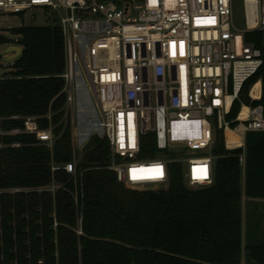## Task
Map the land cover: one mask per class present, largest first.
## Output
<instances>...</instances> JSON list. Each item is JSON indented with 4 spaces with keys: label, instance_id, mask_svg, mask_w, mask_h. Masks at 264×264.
<instances>
[{
    "label": "trees",
    "instance_id": "obj_1",
    "mask_svg": "<svg viewBox=\"0 0 264 264\" xmlns=\"http://www.w3.org/2000/svg\"><path fill=\"white\" fill-rule=\"evenodd\" d=\"M10 30L23 50L0 76V264H240V180L243 173L247 197L264 198V129L246 131L243 147L235 148H226L216 130L212 182L198 189L185 186L178 161L169 163L165 189H125L107 167L106 141L96 136L76 164L75 178L61 167L51 170L73 158L70 125L61 121L62 30L56 22ZM244 38L262 48V30L246 31ZM7 41L0 33V44ZM257 80L262 95L251 100L248 89ZM242 103L264 111V63L245 81L228 118ZM48 112L52 149L34 135L7 132L21 129V117L29 115L45 128ZM146 147L143 156H156L152 141ZM52 181L60 184L54 193L36 190ZM245 249L254 264H264V242Z\"/></svg>",
    "mask_w": 264,
    "mask_h": 264
},
{
    "label": "built area",
    "instance_id": "obj_2",
    "mask_svg": "<svg viewBox=\"0 0 264 264\" xmlns=\"http://www.w3.org/2000/svg\"><path fill=\"white\" fill-rule=\"evenodd\" d=\"M233 1L0 0V15L33 18L39 11L60 26L65 57L59 75L65 95L61 121L73 125L72 154L98 136L108 145L107 167L121 183L163 188L169 163L178 161L185 186L199 188L212 182L216 130L225 142L226 132L241 125V142L246 131L264 129L259 104L242 103L228 118L245 81L264 63V41L259 48L244 38L253 29L264 34V0H241L242 28L234 23ZM257 81L255 95V82L248 89L251 100L262 95ZM243 109L245 117L239 118ZM45 117L51 120L50 113ZM21 118L23 127L7 132L34 135L52 149L54 126L49 122L41 128L37 116ZM151 141L156 156H143ZM60 167L76 177L74 160L51 170ZM59 186L52 181L36 190Z\"/></svg>",
    "mask_w": 264,
    "mask_h": 264
},
{
    "label": "rangeland",
    "instance_id": "obj_3",
    "mask_svg": "<svg viewBox=\"0 0 264 264\" xmlns=\"http://www.w3.org/2000/svg\"><path fill=\"white\" fill-rule=\"evenodd\" d=\"M233 15H234V23H235V25L238 28L244 27L245 26V24H244V14H243V7H242V1L241 0H234L233 1ZM21 23H24V24L32 23L34 25H40V24L50 23V21L46 17H43L39 11L38 12L35 11V14H34L33 18H30L29 16H26L24 19H21L19 16L15 15V14L0 15V33L3 34L8 39L7 42H4V43L0 44V51L5 49L8 45H18V44H16V38L17 37H16V35H14L12 33L10 28L18 26ZM12 62H13V59H6V58H4V59L1 58L0 59V76L6 75L10 71ZM63 107H65V102H63V105H62L61 109ZM48 113H50V115L52 114L51 112H48ZM69 116H70V114H69ZM68 119H69V117H68ZM49 122L51 123L52 126H54V124L52 123V120H50ZM69 125H70V129H71V133H72L73 132V125H72L71 122L69 123ZM96 137L99 138L98 136H96ZM92 139H93V137L87 142V144L84 146L83 149H81V150L80 149H75L74 150V152L72 154L73 155L72 160H74L75 164H77L80 161L86 146L88 145V143ZM99 139H102V138H99ZM110 161H111V158H110ZM50 184L51 183L43 186L40 189L49 188ZM123 187L125 189L131 190V191L141 192V191H157L158 189H165L167 186H165L163 188L154 187V188H151V189H142V188L130 187V186L126 185V184H123ZM187 188H189V189H198V188H191V187H187ZM199 188H202V187H199ZM56 189L57 188L48 189V190H49V192L54 193V191Z\"/></svg>",
    "mask_w": 264,
    "mask_h": 264
},
{
    "label": "crops",
    "instance_id": "obj_4",
    "mask_svg": "<svg viewBox=\"0 0 264 264\" xmlns=\"http://www.w3.org/2000/svg\"><path fill=\"white\" fill-rule=\"evenodd\" d=\"M231 132L227 134V143L229 142ZM245 135V134H244ZM244 135L241 140L244 144ZM226 144V137H225ZM227 148L236 147L227 146ZM241 192V261L240 264H254L247 258L246 245H253L264 242V198L247 197L244 192V175L242 173L240 180Z\"/></svg>",
    "mask_w": 264,
    "mask_h": 264
},
{
    "label": "bare ground",
    "instance_id": "obj_5",
    "mask_svg": "<svg viewBox=\"0 0 264 264\" xmlns=\"http://www.w3.org/2000/svg\"><path fill=\"white\" fill-rule=\"evenodd\" d=\"M250 1H253V0H250ZM252 5L253 4H250V5H248L249 7V24L250 25H252L253 24V22H252V15H251V13H252V9H253V7H252ZM259 81H257V82H255V84L253 85V87H252V91H251V93H252V95H255V90H257L258 89V86H259ZM243 117H245V109H243V111H242V113L240 114V116H239V118H243ZM242 130V126L241 125H238V127H237V129H232V130H228L227 132H226V144H227V146H233V145H239V143H241L240 142V139H239V137L242 135V133L240 132ZM229 132H231L230 133V135H231V138H230V140H229V142L227 143V134L229 133Z\"/></svg>",
    "mask_w": 264,
    "mask_h": 264
},
{
    "label": "water",
    "instance_id": "obj_6",
    "mask_svg": "<svg viewBox=\"0 0 264 264\" xmlns=\"http://www.w3.org/2000/svg\"><path fill=\"white\" fill-rule=\"evenodd\" d=\"M21 45H8L5 49L0 51L1 58L6 59H15L20 56L22 53Z\"/></svg>",
    "mask_w": 264,
    "mask_h": 264
},
{
    "label": "snow or ice",
    "instance_id": "obj_7",
    "mask_svg": "<svg viewBox=\"0 0 264 264\" xmlns=\"http://www.w3.org/2000/svg\"><path fill=\"white\" fill-rule=\"evenodd\" d=\"M133 178H135V177H133Z\"/></svg>",
    "mask_w": 264,
    "mask_h": 264
}]
</instances>
